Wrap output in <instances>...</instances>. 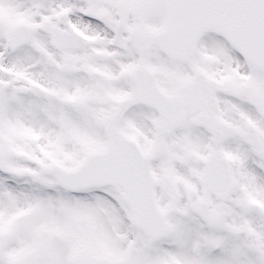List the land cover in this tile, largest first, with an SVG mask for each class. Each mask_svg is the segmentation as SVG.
Segmentation results:
<instances>
[{"label":"snow or ice","instance_id":"1","mask_svg":"<svg viewBox=\"0 0 264 264\" xmlns=\"http://www.w3.org/2000/svg\"><path fill=\"white\" fill-rule=\"evenodd\" d=\"M0 264H264V0H0Z\"/></svg>","mask_w":264,"mask_h":264}]
</instances>
